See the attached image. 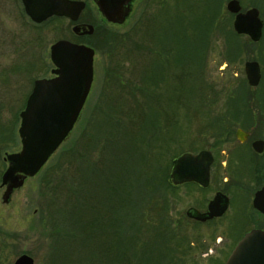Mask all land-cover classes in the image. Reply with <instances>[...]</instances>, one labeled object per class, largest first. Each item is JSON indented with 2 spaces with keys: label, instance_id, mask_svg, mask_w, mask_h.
<instances>
[{
  "label": "rangeland",
  "instance_id": "374dc122",
  "mask_svg": "<svg viewBox=\"0 0 264 264\" xmlns=\"http://www.w3.org/2000/svg\"><path fill=\"white\" fill-rule=\"evenodd\" d=\"M85 1L87 5L81 12L80 20L94 26L93 33L88 37L74 35L70 29L72 23L66 18L53 16L42 24H35L19 8L16 0L14 2L0 0V11L3 12H0V19L5 22L4 24L0 22V124L6 121L5 119L9 120L12 116L14 118L15 114L18 118L19 105L21 104V107L24 105L33 79L50 74L53 64L49 58V46L52 42L59 38L75 41L83 39V42L93 44L92 47L95 49L91 88L68 137L41 171L26 179L12 194L9 203L2 202L3 188H0V264H12L21 253L30 255L33 264H103L97 252V242L91 240V236L86 232L85 234L79 232L82 221L76 216L72 217L70 212L75 213L83 202L88 200L90 192L88 185L91 189L97 190V172H102L100 179H103V175H107V170L111 166V157H114V160L118 159L116 153L109 151L103 156L102 164L97 165L99 147L102 145L111 148L116 145V148L123 149L124 138L131 137V133H127V128L130 127L126 122L127 118L123 112H119L120 104L117 106L115 101L123 90L121 86H127L125 82L121 84L122 77L117 71L125 67L126 77L137 81L142 75L141 69L150 62V58L155 57L144 49L145 45L152 47L149 39L145 38V45H142L140 39L142 31H139L141 29L139 23L142 20L147 22L153 18L160 7L174 8L178 5L183 11L194 12L204 3L203 0H135L132 2L130 15L123 23L117 24L106 21L94 2ZM241 1L244 7L250 3L258 6L260 17L264 21V0ZM225 2L226 0H217L220 14L216 15L214 22L212 20V37L209 36L207 42L205 41L202 51L204 54L201 56L200 69L202 79L206 80L200 87L202 102L194 101L188 105L189 107L183 104L179 109L178 121L182 124L178 142L171 143L170 147L163 146L168 148L162 149L164 154H161L159 160L163 168L168 165L171 155H176L180 150L204 145V136L197 134L200 130L203 131L205 121L199 111L213 110L212 103L227 100V89L238 84L244 69V61L255 58L264 65V25L262 39L258 43L251 42L248 35L239 34L240 46L236 47L238 57L237 53L229 57L228 42L234 38L232 32L238 33L233 29L234 18L226 9ZM148 23L150 27L154 25L151 21ZM160 57H163L161 52ZM262 84L264 73L260 82V85ZM145 90L150 91L147 86ZM13 92L20 94L21 103H10L11 105L7 103L10 102L7 101V95L11 96ZM146 99H150V92L147 93ZM203 106L205 108H201ZM145 125L148 134L154 135L155 123L149 120ZM19 145V138L16 135L15 141L9 143L6 149L8 151L18 149ZM152 149L157 152L159 146H152ZM147 150L144 142L138 147V152L142 155H145ZM2 151L0 174L5 166ZM68 153V159L65 161ZM87 160L93 163L86 164ZM47 167L49 168L46 169ZM141 174L143 176L142 172ZM141 174L138 172L139 177H134L135 181L131 183L134 188L139 189H134L133 193L122 201L123 205L121 204L123 214L120 220L128 223L124 225L127 234L133 232L130 227L139 211L138 192L142 198L144 197L140 189ZM164 194L167 197L166 216L171 226L169 233H176L186 240L180 245L181 252L172 253L174 259L161 257L158 264H213L211 260L218 256L222 262L224 257L220 251L213 253L212 256L207 255L213 245L207 227L196 225L184 215L191 199L186 197L183 203L179 204L172 185ZM108 201L112 205L117 203L111 199ZM119 208H111L107 227L113 225L115 230L118 228L111 219L115 223L119 220L117 212L114 211ZM95 227L97 228V224ZM107 227L103 228L104 231L108 230ZM171 239L175 242L174 236ZM130 264L138 263L132 261Z\"/></svg>",
  "mask_w": 264,
  "mask_h": 264
},
{
  "label": "trees",
  "instance_id": "16d2710c",
  "mask_svg": "<svg viewBox=\"0 0 264 264\" xmlns=\"http://www.w3.org/2000/svg\"><path fill=\"white\" fill-rule=\"evenodd\" d=\"M203 2L201 8L195 9L194 12L183 11L178 5L174 8L160 7L153 18L147 22L142 20L139 23L142 45H145V38L149 39L152 47L145 45L144 49L156 58L153 56L154 58H150V62L144 65L141 69L142 75L137 81L126 77L125 67L117 71L122 77L121 84L125 82L127 86H121L123 90L115 101L117 106L120 104L119 112H123L127 118L126 122L130 125L127 133H131V137L126 136L124 144L119 141L123 144V149L116 148V145L111 148L102 145L99 147L97 165L102 164L103 156L109 151L116 153L118 159L111 157V166L107 175H103V179H100L102 172H97V190L88 185V200L84 201L75 213L70 212L72 217L76 216L82 221L79 232H86L91 236V240L97 242V252L103 264H130L132 261L138 264H158L161 257L170 260L173 258L172 253L181 252L180 245L186 240L176 233H169L171 226L166 216L167 197L164 192L169 191L171 187L168 181V166L175 155H169L171 159L164 168L159 160L161 154H164L162 149L168 150L163 146L170 147L171 143L178 142L182 124L178 121L179 109L183 104L189 107L194 101L203 99L200 87L206 80L202 79L201 56L204 54L202 51L205 41L207 42L209 36L212 37V20L214 22L216 15L220 14L217 0ZM148 21L154 25L150 27ZM232 34L236 40H228L229 57L235 53L238 57L236 47L240 46L238 38L241 35L234 32ZM160 52L163 57H160ZM145 86L150 91H146ZM149 92L150 99H146ZM149 120L155 123L154 135H149L145 129ZM143 142L148 147L145 155L138 152V147ZM157 145L159 149L154 152L152 146ZM68 156L69 153L65 156V161ZM85 163L91 164L93 161L87 160ZM138 172L143 173V176H140V189L144 197L138 192L139 211L130 227L133 232L127 234L124 225L128 223L120 220L123 214L121 204L123 205L122 201L128 198L134 189H139L131 185L132 181H135L134 177H139ZM89 180L91 181V178ZM108 199L117 203L112 205ZM118 207L120 208L114 211L117 212L119 220L115 223L111 219L113 224L118 226L115 230L113 225H107L111 208ZM105 227L108 230L104 231ZM172 236L175 237V242L172 241Z\"/></svg>",
  "mask_w": 264,
  "mask_h": 264
},
{
  "label": "water",
  "instance_id": "95a60500",
  "mask_svg": "<svg viewBox=\"0 0 264 264\" xmlns=\"http://www.w3.org/2000/svg\"><path fill=\"white\" fill-rule=\"evenodd\" d=\"M100 14L111 23H123L132 11L134 0H92ZM26 14L35 22L50 16H64L78 20L86 6L84 0H22ZM227 10L234 13L233 29L257 41L262 36L263 20L257 8L240 11L237 0H229ZM75 35H91V23H75L71 27ZM50 60L54 65L48 78L34 81L32 90L20 112L19 135L21 149L8 154V166L1 176V186L6 185L2 201L7 202L13 188L23 185L26 177L37 174L57 151L73 129L93 81L95 51L91 46L59 39L50 46ZM248 83L257 85L260 69L257 61L244 64ZM201 151L197 155L185 152L172 159L168 180L171 184L195 180L207 184L211 157ZM190 213V211H188ZM219 212H209L196 217L204 219ZM196 213H194V216ZM14 264H33L27 254L20 255ZM224 264H264V232L246 233L236 244Z\"/></svg>",
  "mask_w": 264,
  "mask_h": 264
},
{
  "label": "flooded vegetation",
  "instance_id": "af4514ba",
  "mask_svg": "<svg viewBox=\"0 0 264 264\" xmlns=\"http://www.w3.org/2000/svg\"><path fill=\"white\" fill-rule=\"evenodd\" d=\"M12 1L14 2L15 0ZM228 1L229 0H226L225 7ZM237 1L240 4V11L244 12L255 7L260 16V10L255 4L250 3L247 7H244L241 0ZM85 2L87 5V1ZM16 3L20 5L19 8L26 14L22 0H16ZM0 12L3 13L2 11ZM230 14H232L234 18L235 14L231 12ZM26 16L35 24H42L48 18L53 17L50 16L41 23H38L33 21L27 14ZM57 17L69 20V18L64 16ZM0 22L3 24L5 23L1 19ZM70 22L72 23L71 27L75 23H89L81 21L80 16L77 21ZM76 36L82 37L88 35ZM248 38L251 42L258 43L261 41L262 36L257 41L252 40L250 37ZM67 40L88 45L82 41L83 39L79 41ZM248 60L257 61L259 64L260 79L258 84H249L245 70L243 69L238 84L236 86H230L229 89H227V100L212 103L214 105L213 110L209 111L206 109L205 111H199L200 115H202L201 118L205 119V121L203 131L200 130V133L197 132V134H202L204 136V145L199 148L180 150L179 153L173 157H178L185 152L197 155L201 151L208 152L206 154L211 157L206 185H202L195 180L183 181L175 185L170 184L173 187L172 190L179 204L183 203L186 197H188L189 200L191 199L184 211V215L196 225L205 226L209 230L213 245H211V249H209V254L207 253V255L212 256L213 253L219 251L220 254L223 255L224 260L222 262L219 256L213 257V260H211L213 264H224L238 241L246 233L253 230L264 232V84L260 85L264 73V65L255 58H249L244 61L243 67ZM53 68L54 65L50 68L49 75H42L33 79L31 89L25 99L24 105L22 107L21 104L19 105L18 118L15 114L14 118L12 116L9 120L5 119L6 121L0 124V152L3 148L2 159L5 162L4 169L0 174V188H3L1 199L6 189V185L1 186L2 173L8 166L6 157L8 154L18 152L21 149V139L19 135L21 122L20 112L26 105V100L32 90L34 81L38 78L54 76L51 72ZM13 93L14 94L11 96L7 95V101H10L7 103H21L20 94ZM201 108L205 107L203 106ZM16 135L19 138V148L8 151L6 149L8 147L7 145L13 140L15 141ZM195 140L197 141V138H195ZM28 178L29 177H26L24 182ZM19 188L12 189L10 198L7 201L8 203L12 198V194ZM188 211H190V213H188ZM209 212L219 213L212 214L204 219L196 217L197 215ZM194 213H196L195 216ZM22 254L24 253L19 254L12 264H14L15 260Z\"/></svg>",
  "mask_w": 264,
  "mask_h": 264
}]
</instances>
